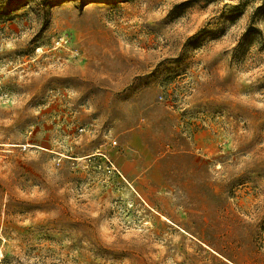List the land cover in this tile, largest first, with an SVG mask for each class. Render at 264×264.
<instances>
[{
    "label": "rangeland",
    "instance_id": "obj_1",
    "mask_svg": "<svg viewBox=\"0 0 264 264\" xmlns=\"http://www.w3.org/2000/svg\"><path fill=\"white\" fill-rule=\"evenodd\" d=\"M0 264H264V0H0Z\"/></svg>",
    "mask_w": 264,
    "mask_h": 264
},
{
    "label": "built area",
    "instance_id": "obj_2",
    "mask_svg": "<svg viewBox=\"0 0 264 264\" xmlns=\"http://www.w3.org/2000/svg\"><path fill=\"white\" fill-rule=\"evenodd\" d=\"M80 131H82V129H80Z\"/></svg>",
    "mask_w": 264,
    "mask_h": 264
}]
</instances>
